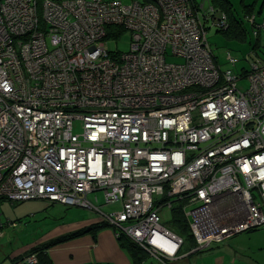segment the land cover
Wrapping results in <instances>:
<instances>
[{
  "label": "built area",
  "instance_id": "1",
  "mask_svg": "<svg viewBox=\"0 0 264 264\" xmlns=\"http://www.w3.org/2000/svg\"><path fill=\"white\" fill-rule=\"evenodd\" d=\"M198 7L0 0V202L95 210L161 262L184 242L160 223L173 200L187 204L194 251L264 226V63L238 74L227 51L222 70L206 24L226 31L227 16ZM125 31L129 50L109 49ZM98 191L120 209L90 204ZM15 264H37L36 254Z\"/></svg>",
  "mask_w": 264,
  "mask_h": 264
},
{
  "label": "crops",
  "instance_id": "2",
  "mask_svg": "<svg viewBox=\"0 0 264 264\" xmlns=\"http://www.w3.org/2000/svg\"><path fill=\"white\" fill-rule=\"evenodd\" d=\"M209 5L213 6L217 12L225 13L228 21L232 20L233 16L229 10L225 11L213 3ZM250 13L248 12L245 17L251 15ZM258 37L259 35L256 39L259 41ZM179 201L183 202L182 208L185 215L187 204L183 199L173 200L171 207L166 208L170 210ZM33 202L35 203L33 213L45 211L48 207L64 206L46 200ZM2 205L3 203L0 204L1 208ZM104 205L102 203L98 206L101 209ZM112 205L110 207L113 211L116 206L118 207L116 210L120 209L119 204ZM100 222L98 214L89 216L84 211L76 210L71 216L54 222V225L51 224L41 235L25 242L11 252L7 259L0 260V264H13L15 260L30 251H34L36 257L38 256L37 264H264V226L244 231L253 232L252 234L237 236L239 233H236L220 242H212L206 249L200 251L193 250L195 242L188 229L192 239H189V242L184 240L172 259L161 262L141 248L146 255L133 259L129 252L120 245L113 229L108 226L96 227L97 229L93 231L88 230ZM0 223L3 222L0 221ZM0 228H3V225ZM6 235L7 230L0 229V238L3 239ZM64 237L68 238L52 246L44 247L49 241Z\"/></svg>",
  "mask_w": 264,
  "mask_h": 264
},
{
  "label": "rangeland",
  "instance_id": "3",
  "mask_svg": "<svg viewBox=\"0 0 264 264\" xmlns=\"http://www.w3.org/2000/svg\"><path fill=\"white\" fill-rule=\"evenodd\" d=\"M123 3H128L131 0H121ZM142 1V0H137ZM198 7L199 13L203 10H207L209 4L213 3V0H193ZM229 5L227 9L230 11L231 16H233L229 22L230 33H226L218 30L217 28L206 24V41L211 49L213 56L218 60V64L221 69L230 68L231 66L225 63V52L229 51L238 60L237 64L234 66V72L238 73L240 68H249L251 62L260 61L264 63V32H260L259 41L253 32V27L249 24L248 17L245 15L248 12L254 16L255 22L262 23L264 21V0H228ZM227 31V30H226ZM257 40V41H256ZM130 34L125 31L123 35L117 39H110L107 43V47L114 52L125 53L129 50ZM172 62H178L171 58H167ZM238 85L243 86L244 89L248 86L246 79H241L238 81ZM78 124L74 125V130L78 131ZM97 200H93V194L88 195V202L94 207L101 205L103 203L102 192L98 191L95 193ZM161 197H154V200H159ZM32 201H23L16 203H9L6 201H1L3 203L2 208L0 207V221L3 222V228L7 230V235L1 239L0 238V260L7 259L9 254L21 247L25 242L32 238H36L45 232L51 224L63 219L66 216H71L74 211H84L89 216L100 215L97 211L78 207V206H53L48 207L45 211H37L33 213L35 203ZM227 203L223 201L216 203L215 214L219 215ZM113 205H104L99 209L103 213L108 211H113ZM68 208V209H65ZM118 207H114V210ZM160 217V223L166 228L170 229L168 223H170L171 213L170 210L165 206H161L158 210ZM222 221V219H221ZM171 230V229H170ZM173 231V230H171ZM176 233L175 231H173ZM253 232H241L237 236H245L246 234H252ZM177 234V233H176ZM178 235V234H177ZM186 242L189 239L184 237Z\"/></svg>",
  "mask_w": 264,
  "mask_h": 264
},
{
  "label": "trees",
  "instance_id": "4",
  "mask_svg": "<svg viewBox=\"0 0 264 264\" xmlns=\"http://www.w3.org/2000/svg\"><path fill=\"white\" fill-rule=\"evenodd\" d=\"M55 1H60V0H55ZM213 4L218 5L223 10L227 11L228 10L227 6L229 5V1L228 0H213ZM231 28H232V26H231ZM231 28L228 29L227 31H223V32L230 33ZM244 70H246V68H243V67L240 68L238 71V74H240V72L241 71L243 72ZM182 206H183V202L179 201L176 206H174L170 209V211H171L170 212L171 213L170 218L171 219H170V223H168V226L171 230L175 231L178 235H180L182 237H186L188 239H192L188 233L187 220H186V217L184 215ZM104 226H107V224L104 222H100L94 226H91L88 230L93 231L99 227H104ZM67 238L68 237L53 239V240L49 241L48 243H46V245H44V247L52 246V245L57 244L63 240H66ZM117 239L119 240L120 245L129 252V254L132 256L133 259H138V258H141V257L146 255V253L143 250H141L135 243H133L126 236L119 235L117 237ZM29 253H34V251H30ZM26 254H28V253H26ZM23 256H21L19 259H21ZM19 259L15 260L13 264H15V262L18 261Z\"/></svg>",
  "mask_w": 264,
  "mask_h": 264
}]
</instances>
